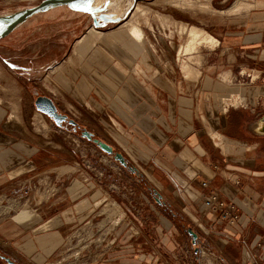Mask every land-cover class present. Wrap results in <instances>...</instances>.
Segmentation results:
<instances>
[{
    "label": "crops",
    "instance_id": "0c3cea01",
    "mask_svg": "<svg viewBox=\"0 0 264 264\" xmlns=\"http://www.w3.org/2000/svg\"><path fill=\"white\" fill-rule=\"evenodd\" d=\"M56 10L44 19L39 16L45 12L35 15L0 40V253L16 264H37L39 254L53 252L61 236L118 187L114 181L70 185L62 199L67 204L57 213L55 203L33 206L17 195L21 187L31 188L39 173L52 172L69 158L52 131L39 136L28 127L16 80L23 70L40 67L78 78L72 68H81V61L70 64L65 53L69 36L80 26L75 22L84 14L67 7L51 11ZM262 14H253V24L240 22L237 27L263 29ZM237 75L246 73L239 69ZM91 76L90 89L109 92V108L122 123L128 154L163 203H150L141 195L145 209L135 214L139 218L120 223L111 256L92 264H201L203 249L219 264H264V83L239 82L219 90L218 83L206 80L169 88L153 82L143 84L141 92L118 88L115 75H105V82L95 73ZM82 81L87 86L86 77ZM116 90L122 92L124 106L114 100ZM218 96L231 103L220 106ZM237 100L244 104L234 105ZM123 182V189L133 191L131 182ZM210 194L235 206V225L205 207ZM189 229L198 235L201 254L194 253ZM0 264L7 263L0 259Z\"/></svg>",
    "mask_w": 264,
    "mask_h": 264
},
{
    "label": "rangeland",
    "instance_id": "374dc122",
    "mask_svg": "<svg viewBox=\"0 0 264 264\" xmlns=\"http://www.w3.org/2000/svg\"><path fill=\"white\" fill-rule=\"evenodd\" d=\"M41 1L0 0V15L33 7ZM238 2L247 4L248 9L232 13ZM135 4L143 9L142 13H136L134 20L145 35L146 53L141 54L123 34L117 33L116 27L120 23H101L102 27L95 29L103 32L93 31L91 17L77 12L84 16L75 22L80 23V26L69 36L68 51L65 54L68 55L70 64L75 65L81 61V68H72L78 73V78L64 77L59 72L60 69L45 70L40 67L32 69L33 71L23 70L16 79L21 89V113L28 127L39 136L52 131L55 139L63 143L69 152V158H65L63 164L57 163L58 167L55 166L52 172L39 173L31 188L21 187L17 195L33 206L41 205L43 201L55 203L54 212L57 213L67 204V200L62 199L68 186H75L77 183L93 185L100 181L118 182L111 197H101V202L93 206L86 217L80 219V223L77 222L72 230L61 236L53 252L39 254L37 264H92L96 259L108 258L117 244L116 241L112 243L115 228L145 209L141 205V195L150 203H155L150 197L154 189L144 192L147 188L136 176L122 168L92 142L82 138L79 132L73 133L70 126L59 128L48 117L37 112L34 107L37 96L52 99L60 113L66 114L83 130L91 132L115 152L121 153L129 165L137 167L122 140V123L109 108L112 107L109 105V92L98 86H91V89L88 86L91 73H95V78L103 82L107 74L116 76L118 88L129 91L132 87L141 92L143 84L153 82L169 88V85L177 83L195 84L206 80L208 84L218 83L219 90H223V85L239 82L245 85L250 82L264 83V28L255 31L254 27H247L244 31L236 24H253V14L259 12L263 13L260 17L264 23V0H112L105 12L116 16L124 15L123 21H126ZM57 11L46 12L39 19L53 16ZM181 24L204 30L217 43L214 46L200 44L189 54L180 53V47L186 39L185 33L179 30ZM84 35L87 45L83 55L79 57L75 55L74 47L76 41ZM8 47L12 49L13 46ZM8 47L6 50H9ZM259 51H263V55ZM183 67L188 68L189 73ZM239 69L246 75L238 76ZM249 70H253V73ZM85 73H88L87 76ZM247 73L251 76L248 77ZM83 77H86L87 86L83 85ZM121 95L122 92L116 90L114 100L124 106ZM215 99L219 105L229 103L224 96ZM233 104L244 103L237 100ZM112 105H116L113 100ZM137 169L142 175L140 169ZM123 181L131 182L133 191L123 189ZM147 183L151 187L148 181ZM132 222L137 224L136 220ZM206 254L212 257L214 263ZM199 258L201 264H207L208 261L210 264H219L205 249Z\"/></svg>",
    "mask_w": 264,
    "mask_h": 264
},
{
    "label": "water",
    "instance_id": "95a60500",
    "mask_svg": "<svg viewBox=\"0 0 264 264\" xmlns=\"http://www.w3.org/2000/svg\"><path fill=\"white\" fill-rule=\"evenodd\" d=\"M111 1L112 0H42L39 4L33 7L2 14L0 15V40L10 35L19 26L31 19L33 16L59 7H67L71 11L88 14L92 19V25L94 28L102 27V24L99 23V20L104 24L121 23L123 19H125L123 18L124 15L116 16L115 14H107L105 12L106 6ZM34 107L37 112L48 117L59 128L62 127V122L64 121H67L69 125L73 126V132L76 131L77 126L79 127L77 122L70 118L68 119L66 114L59 113L52 99L46 96H37L34 100ZM80 136L92 142L106 155L111 156L114 161H116L122 168L127 169L132 175L136 177L140 175L137 167L129 165L124 156L119 152H115L110 145L100 141L97 138H93L94 135L91 132L83 130L80 133ZM151 197L157 205H163L161 196L157 193V191L152 190ZM187 233L191 237L192 245L195 246L194 253L201 254V250L197 244L198 235L191 229H189ZM0 259L4 260L7 264H16L9 257L1 255V253Z\"/></svg>",
    "mask_w": 264,
    "mask_h": 264
},
{
    "label": "bare ground",
    "instance_id": "6f19581e",
    "mask_svg": "<svg viewBox=\"0 0 264 264\" xmlns=\"http://www.w3.org/2000/svg\"><path fill=\"white\" fill-rule=\"evenodd\" d=\"M248 7L249 6L247 4H244L243 2L242 3L238 2L237 5L233 8L232 13L248 9ZM142 12H143V9L139 6V4H135V6L133 7V10H132V13L128 17V19L126 21L121 22L116 28L118 30V32H117L118 34L119 33L123 34L124 37L129 42H131L134 46H136L139 49L141 54H144L147 51L146 47H145V35H144L142 29L139 27V25L134 20L136 13H142ZM180 26H181L179 28L180 32L183 34L185 33V36H186L185 42L181 45L180 50H179V52L182 54L191 53L200 44L201 45L202 44H205V45L208 44V45L214 46L217 43V41L212 36H210L207 32H205L204 30H202L198 27H195V26L186 27L182 24ZM91 29H93V31L95 30L98 32H103V31H99L93 27H91ZM86 45H87L86 35H84L80 39H78L75 43V47H74L75 48L74 49L75 55L81 57L83 55L85 49H86ZM183 69L185 70V72L189 73L188 68L183 67ZM229 103H231V102H229ZM14 118H15V113H14V109H12L10 119H14ZM207 264H210L209 261L207 262Z\"/></svg>",
    "mask_w": 264,
    "mask_h": 264
},
{
    "label": "built area",
    "instance_id": "2783aa9c",
    "mask_svg": "<svg viewBox=\"0 0 264 264\" xmlns=\"http://www.w3.org/2000/svg\"><path fill=\"white\" fill-rule=\"evenodd\" d=\"M201 187L206 188L207 183L201 182ZM205 207L213 211L220 213L221 219L226 221L229 225H235L239 219V215L235 209V206L231 203H227L221 200L217 195L210 194L204 201Z\"/></svg>",
    "mask_w": 264,
    "mask_h": 264
},
{
    "label": "flooded vegetation",
    "instance_id": "af4514ba",
    "mask_svg": "<svg viewBox=\"0 0 264 264\" xmlns=\"http://www.w3.org/2000/svg\"><path fill=\"white\" fill-rule=\"evenodd\" d=\"M92 20V19H91ZM99 23H102V21H100L99 20ZM110 24V23H109ZM60 113V112H59ZM62 114V113H61ZM68 119H69V117H68ZM67 126H70L71 127V129H72V132H73V126L72 125H69L68 123H67V121H64V122H62V127H67ZM61 127V128H62ZM83 131V129L79 126H77L76 127V131L75 132H73V133H77V132H79V133H81ZM93 138H96L95 136H93Z\"/></svg>",
    "mask_w": 264,
    "mask_h": 264
},
{
    "label": "trees",
    "instance_id": "16d2710c",
    "mask_svg": "<svg viewBox=\"0 0 264 264\" xmlns=\"http://www.w3.org/2000/svg\"><path fill=\"white\" fill-rule=\"evenodd\" d=\"M136 179L141 182L147 189L150 188L144 176L138 175Z\"/></svg>",
    "mask_w": 264,
    "mask_h": 264
}]
</instances>
